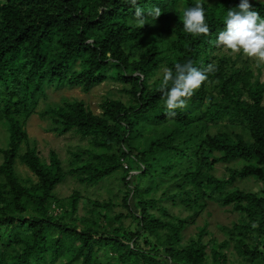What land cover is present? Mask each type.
<instances>
[{"label":"trees","instance_id":"obj_1","mask_svg":"<svg viewBox=\"0 0 264 264\" xmlns=\"http://www.w3.org/2000/svg\"><path fill=\"white\" fill-rule=\"evenodd\" d=\"M249 2L264 18V0ZM196 3L207 36L184 31L183 11ZM239 3L137 0L161 8L138 25L127 0H0V264H264V82L215 43ZM189 61L216 70L170 118L162 69ZM108 80L123 84L128 102L107 97L97 114L63 98L38 110L51 88L89 93ZM34 115L49 132H74L91 148L74 152L67 166L55 151L44 161L27 131ZM151 118L172 128L143 146L137 134ZM219 164L223 176L213 174ZM117 172L123 187L108 200L57 193L69 176L97 186ZM169 178L177 182L166 197L192 214L174 216L151 186L141 189L146 179L158 187ZM238 179L260 189L235 186ZM210 201L237 219L219 226L222 240L207 220L188 236Z\"/></svg>","mask_w":264,"mask_h":264},{"label":"rangeland","instance_id":"obj_2","mask_svg":"<svg viewBox=\"0 0 264 264\" xmlns=\"http://www.w3.org/2000/svg\"><path fill=\"white\" fill-rule=\"evenodd\" d=\"M221 52L228 53L232 58L237 59V64L240 66H246L254 70L256 76L259 77L262 82H264V63H261L259 66H257V61L255 58H250L244 55L242 52L239 54H233L223 46ZM258 67L260 69H258ZM122 90L123 84L113 80L105 81L103 84L95 87L89 93L83 92L80 88H65L61 90L51 88L47 91V97L41 100L38 110H42L48 103L59 102L63 98H69L71 100L84 101L93 112L99 114L101 113L100 104L107 97L123 99L128 102L129 97L125 96V93ZM145 125L147 126V129L140 128V131L137 134V140L143 146L148 144L152 138L160 136L159 132H162V135L165 133L167 134L172 128L171 121L160 124L153 118L145 120ZM48 127V122L43 121L39 115L32 116L27 126V131L32 146L37 148L41 157L46 162L49 161L51 152L55 151L60 155L64 166H67L74 152H82L91 148L90 141L81 137L79 134L71 132L65 135H56L52 132H49L47 130ZM222 128L223 126L220 127V129ZM210 130L215 132L217 128H210ZM236 130L240 131V128H236ZM3 135L4 132L0 130V139L3 137ZM0 145H2L1 141ZM188 153L191 154V152ZM182 161L185 162L184 159ZM234 166V163L229 165V167ZM18 170L23 177L31 176V173L23 166L19 165ZM174 173L175 172H171L172 175ZM225 173L226 166L223 164L217 165L213 171V174H216L217 176H223ZM120 175L121 172H117L112 177L105 179L97 186L82 185L76 179L69 176L63 184L56 188L57 193L60 197H67L75 190H78L84 196L91 197L93 199L108 200L109 198L120 194V189L123 187L122 181H120ZM158 182L159 186L154 187L153 181L151 179H146L143 182L141 189L144 192L151 186L150 192L148 191V193H151V197L162 198L163 200L160 205L166 206L169 213L174 216L186 217L193 213L181 201L177 200L174 202L166 197L167 195H165V192L167 190L171 191L169 186H175L177 182L176 180H171L169 178L163 182L158 179ZM234 185L239 186L240 188L247 191H257L260 189V185L253 180L238 179ZM118 201H120V199H118ZM237 217L238 215L236 213H232L229 209L222 208L218 204L210 201L208 203L207 210H205V212L196 219V223L189 228L187 232L188 236L194 235L200 227L205 225V221L207 220L210 222V226L208 228L209 231L214 232L215 236L222 240L224 235L220 231L219 226H229L237 219Z\"/></svg>","mask_w":264,"mask_h":264},{"label":"clouds","instance_id":"obj_3","mask_svg":"<svg viewBox=\"0 0 264 264\" xmlns=\"http://www.w3.org/2000/svg\"><path fill=\"white\" fill-rule=\"evenodd\" d=\"M127 2L135 7L134 20L138 25H145L147 17L157 19L161 16L159 6L145 10L137 6V0ZM182 23L184 31L193 36H207L210 32L201 3L183 11ZM224 23L225 30L219 33L216 45L223 46L233 54L242 52L250 58H255L257 66L264 63V18L253 10L249 0H240L236 8L229 9ZM174 69L175 71L168 67L162 69L161 91L165 95L166 115L170 118L176 116L175 110L186 107L187 101L208 81V74L213 73L216 66L208 64L206 68H197L189 61L175 63Z\"/></svg>","mask_w":264,"mask_h":264}]
</instances>
